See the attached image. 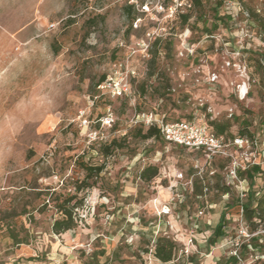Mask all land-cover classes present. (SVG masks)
Segmentation results:
<instances>
[{"label": "rangeland", "instance_id": "rangeland-1", "mask_svg": "<svg viewBox=\"0 0 264 264\" xmlns=\"http://www.w3.org/2000/svg\"><path fill=\"white\" fill-rule=\"evenodd\" d=\"M127 1L0 0V264H166L153 252L160 235L179 247L167 264H207L213 252L209 264H263L264 218L250 230L242 205L264 198V38L248 13L264 16V0H203L189 24L176 17L187 11L170 16L173 0H138L149 6L133 25ZM103 75L130 93H102ZM157 113L244 142L207 166L135 137L146 128L136 117ZM113 139L123 148L103 157L94 142ZM81 165L103 171L77 191ZM149 165L159 174L145 182ZM71 195L78 227L54 234L56 203ZM8 225L29 244L15 245Z\"/></svg>", "mask_w": 264, "mask_h": 264}, {"label": "trees", "instance_id": "trees-1", "mask_svg": "<svg viewBox=\"0 0 264 264\" xmlns=\"http://www.w3.org/2000/svg\"><path fill=\"white\" fill-rule=\"evenodd\" d=\"M192 3V8L187 10L186 13L183 14H178L176 17L178 20L182 22V24H189V21L192 17V13L195 11V9H201L203 6V0H190ZM236 2H243V0H233ZM141 6L144 5V2L139 3ZM245 6H247L246 3H244ZM125 11L132 16V25L133 23L138 19V11H137V6L135 4H131L127 1V4L125 6ZM248 13L252 21L258 26V34L261 38H264V16L258 14L256 11L252 9H248ZM224 17H219L218 21H223ZM217 28V25L216 27ZM191 32V30H189ZM161 39H156L153 42L154 44H158ZM107 77L106 75H103L99 83L97 84V88L99 91L102 93L104 92L102 86L106 82ZM119 99V98H117ZM155 117L163 121L164 123H173V122H181V121H191V119H182L180 117H174V116H168L166 114H154ZM211 132L215 133L218 136H224L225 138L229 139L228 135V128L225 126L221 125H206ZM136 131L135 137L143 140V141H158L161 142L165 146H174L177 148H180L185 151H189L193 154H195L197 157L196 159L204 161L205 165L208 166V164L204 160V153L202 150H197V149H191V148H186L177 144H172L169 143L165 140L163 135L161 134L160 128L158 125H154L151 127H143L140 125L139 127H136L134 129ZM241 137H244L241 135ZM94 144H98L101 146L100 148V153L103 157L109 158L113 156V152L115 149H122L123 145H121L119 139H113L109 143L103 142V141H96ZM218 159H223L225 158H217L214 160L213 163H215ZM228 160V159H226ZM212 163V164H213ZM211 164V165H212ZM83 170L86 172L85 179L77 184V191H83L86 188L90 187V184L87 183L89 182L90 179H92L95 176H98L102 171L103 167H98L94 165H81ZM255 171L259 170V167H254ZM159 174V169L155 165H149L145 167L141 174L140 178L145 181V182H150L153 180V178L157 177ZM250 175V178H253V175H251V172L248 171L247 173ZM253 184V183H252ZM78 197L77 195H71L65 197L62 202L58 201L56 203V210L58 213H60L61 217L55 219L53 225H52V232L54 234H64L68 231H71L75 228L78 227L77 219L75 217V209L80 207L82 205V201H77ZM74 201H76L73 205H71ZM243 212L245 214V219L250 226V230H255L258 226V224L262 221L264 218V198L260 199L255 203L252 201L246 204L242 205ZM22 215L27 214V212L21 213ZM223 224L220 222L219 226L217 227L216 233H220L222 231ZM8 233L10 235V238L13 240L14 244L19 246L22 244H29L28 237H20V235L16 232V229L14 227H11L10 225L7 226ZM148 252V251H147ZM154 256L156 259L161 261L162 263H171L174 260L177 259L178 253H179V247L176 241L169 237L165 236H158L154 240ZM190 263L194 264L195 263V256H192L190 258ZM264 264V262H263Z\"/></svg>", "mask_w": 264, "mask_h": 264}, {"label": "built area", "instance_id": "built-area-1", "mask_svg": "<svg viewBox=\"0 0 264 264\" xmlns=\"http://www.w3.org/2000/svg\"><path fill=\"white\" fill-rule=\"evenodd\" d=\"M132 4L136 6L139 5L138 0H130ZM173 4L169 7L170 16H173L176 13L184 12L192 8V3L190 0H173ZM148 5L143 6V8L148 10ZM160 10L165 12L164 6L158 3ZM150 36V34H148ZM148 49V45L143 43ZM119 74V71L116 72ZM134 75L135 72L133 71ZM215 78L213 79V81ZM103 89H110L109 93L113 97H122L130 93V84L127 80L118 81L115 77H110L106 80ZM136 124L142 122L146 127H151L158 125L161 131V134L165 140L172 144H177L186 148L202 150L204 153V160L208 165H211L217 158L231 159L233 154L231 153L232 146H240L244 141L240 139H235L231 141L230 139L225 138L224 136H218L205 124H199L194 121H181L173 123H164L153 114H142L136 117ZM111 123V119H107V124ZM92 140L101 139L97 133L92 134ZM230 171L231 178H237L239 165L233 162ZM167 208V207H165ZM163 214H169L170 210L167 208V211H162ZM202 214V213H201Z\"/></svg>", "mask_w": 264, "mask_h": 264}, {"label": "crops", "instance_id": "crops-1", "mask_svg": "<svg viewBox=\"0 0 264 264\" xmlns=\"http://www.w3.org/2000/svg\"><path fill=\"white\" fill-rule=\"evenodd\" d=\"M199 236V238L201 239V242H207V239H208V237H209V235L208 234H205V233H201L200 235H198ZM198 238V237H197ZM214 253L215 252H213V254L211 255V257H209L208 259H207V264H209L210 262H211V258H213L214 257ZM204 264H206V263H204Z\"/></svg>", "mask_w": 264, "mask_h": 264}, {"label": "bare ground", "instance_id": "bare-ground-1", "mask_svg": "<svg viewBox=\"0 0 264 264\" xmlns=\"http://www.w3.org/2000/svg\"><path fill=\"white\" fill-rule=\"evenodd\" d=\"M246 89L245 87H241V93H242V96L246 93Z\"/></svg>", "mask_w": 264, "mask_h": 264}]
</instances>
